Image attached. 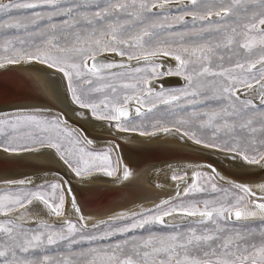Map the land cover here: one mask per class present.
Here are the masks:
<instances>
[{"label":"snow or ice","instance_id":"obj_1","mask_svg":"<svg viewBox=\"0 0 264 264\" xmlns=\"http://www.w3.org/2000/svg\"><path fill=\"white\" fill-rule=\"evenodd\" d=\"M24 64L59 73L92 120L264 170V0H0V69ZM166 77L184 84L166 88ZM83 132L64 113L0 111L4 153L52 149L81 180L133 177ZM202 167L171 170L175 196L92 223L67 178L0 180V264H264V182ZM66 198L76 221L29 219L34 203L63 217Z\"/></svg>","mask_w":264,"mask_h":264},{"label":"bare ground","instance_id":"obj_2","mask_svg":"<svg viewBox=\"0 0 264 264\" xmlns=\"http://www.w3.org/2000/svg\"><path fill=\"white\" fill-rule=\"evenodd\" d=\"M101 59L104 62H110L113 60L119 61L124 58L112 54L109 56H103ZM130 63L135 64V61ZM172 63H174V61H172ZM9 69H12V71H9L12 72L11 75L13 76L12 78L15 82L13 85H10L11 83L7 84L4 79L0 78V94L6 93L9 90L8 88L14 89L15 87L20 88L21 86L26 90L25 92L29 97H36L41 100L40 102L23 101L12 105H6L0 107V111H13L17 107H23L27 109H41L44 110L45 114L51 115H59L60 113H64L66 114L71 127H75L77 129L82 128L84 132L81 133V136L83 137L86 134L87 137L93 141L90 147L96 150H104L105 148L109 147L113 148L114 157H123L124 161L134 172V175L129 180L124 181L118 179V177L115 176L107 177L103 174L96 173L93 174V176L85 177L83 180H81L80 178L75 177L74 174H72L70 170L67 169L63 162L59 160L54 150L40 149L38 151L23 153L20 155H9L0 151V154L6 156L4 158H11L15 160L5 161V159L1 156L0 158H3L4 160L0 161V164L4 169L16 167L17 165H28L29 168L32 167L36 169H28L25 171L16 172H10L8 169L4 172H0V180L31 177L36 180L37 183H41L51 181L61 182L62 177H64L71 180L72 184L88 187V189L95 191L96 193L92 191L89 195L85 193L86 195H82V197H84V200L85 197H88V199L95 198L94 200L96 202H99V199L103 198L105 195V193L100 190H108L106 189L108 187H119L122 184H126L129 188L128 190H130L127 192L130 195L137 193L138 197L140 194V196L143 197L138 198L135 196V201L133 203L130 202V204L127 206L112 208L110 210L130 208L134 204H144L146 206H151L153 202L158 203L161 199L175 196V182L171 181L170 179L172 169L189 171V174H191L192 166L202 165V171H210V169L207 168V165H214L213 163L206 164L192 161L190 159H173L160 163L157 160H152L157 162L150 161V163H148L149 161H146L147 159H152L150 157L164 159L174 158L177 156L176 151L183 150L184 148V150H200L205 151V154H210L213 157L212 160L221 165V168L220 166L217 167L214 165L217 171H219L227 179L249 185H255L264 182V170H261L256 166L243 165L241 162H231L224 159L222 154L216 153L212 150L202 149L199 146L193 145L190 141H181L178 137L172 134H160L155 137H141L137 133L120 132L115 127L106 126L105 122L95 121L88 118L86 115V110L79 109L78 106L71 101L65 82L60 79V74L56 73L53 69H47L46 67L39 64L17 65ZM180 79V77L163 78V86L166 88L178 86L180 84ZM159 86L160 85H158V87ZM78 111L85 113V115H77ZM135 148L136 150H133ZM160 148L164 150H161ZM168 149L177 150H174L175 152L169 153L170 151ZM224 168L230 172L232 171L234 175H237L235 177L238 178L230 177L228 173L224 171ZM118 175L122 176V172ZM220 183L223 184L224 182L221 181ZM72 191L76 194L73 188ZM180 191L183 193V186L181 187ZM77 199H79L78 196ZM30 207L39 209V211L29 214V219L34 221L43 220L45 223H50L51 221L55 222L60 220V223L64 219H70L73 221L78 219V214L71 209L67 198L65 205V215L59 218L57 216L53 217L52 215H49L47 210L38 203H34V205ZM84 214L90 215L94 218L93 220H90L89 223L98 221L99 219H107V216L100 217L97 216V213L93 214L90 211L85 212Z\"/></svg>","mask_w":264,"mask_h":264},{"label":"water","instance_id":"obj_3","mask_svg":"<svg viewBox=\"0 0 264 264\" xmlns=\"http://www.w3.org/2000/svg\"><path fill=\"white\" fill-rule=\"evenodd\" d=\"M9 70L12 71V69H0V78L4 79V81L7 84L11 83L10 85H13V83L15 81L12 78L13 77L11 75L12 72H10ZM180 82L181 81H179V83ZM8 89L9 90L6 93L0 94V107L10 105V104L12 105V104L23 102V101L40 102V100H41V99H38L36 97H31V96L29 97L27 95V93L25 92L26 90L21 86H20V88L15 87L14 89H11V88H8ZM133 150H136V148ZM161 150H164V149H161ZM168 150L170 151L169 153H172V152H175L174 150H177V149H168ZM176 153H177V156L174 158H170V159L165 158L164 159V158L150 157L152 159H147L146 161H149L148 163H150V161H152V160H157L160 163V162L173 160V159H178V160L179 159H190L192 161H197V162L206 163V164L207 163H213L215 166H217V167L220 166V168H221V165L216 163V161L212 160L213 157L210 154H207V153L205 154V151H200V150L199 151L198 150H192L191 151V150H186V149L184 150V148H183V150L176 151ZM1 156L3 158L6 157L5 155L0 154V157ZM3 158L2 159L0 158V161H2L4 159H5V161H9V160L15 161L11 158H4V159ZM157 161H152V162H157ZM8 169L10 170V172L25 171L28 169L36 170L35 168H32V167L29 168L28 165H25V166L17 165L16 167H10ZM8 169H4L3 166L0 164V170H1L0 172H2V171L4 172ZM224 171L227 172L230 177L234 178L235 176H237V175H234L232 173V171L231 172L228 171L226 168H224ZM235 178H238V177H235ZM71 187L75 190V192L79 198L78 200L82 201V202H86L85 207L83 208V212L85 213V212L90 211L93 214L97 213L98 214L97 216H100V217L107 216V215H105V213L109 212L110 209H112V208H120V207L129 205L130 202L133 203L135 201V196L138 197L137 193H133L132 195H130L127 192V191H130V190H128L129 189L128 186L126 184H122L119 187H108V188H106L108 190H100V191H103L105 193V195L103 198L99 199L100 200L99 202H96L94 200L95 198H89L88 199V197H85V200H84L83 199L84 197H82V195H86V194L89 195L93 190L88 189V187H84V186L76 185V184H71ZM93 192H95V191H93ZM140 195H139L140 198L143 197ZM138 198H136V199H138ZM92 201H95V202H92Z\"/></svg>","mask_w":264,"mask_h":264},{"label":"rangeland","instance_id":"obj_4","mask_svg":"<svg viewBox=\"0 0 264 264\" xmlns=\"http://www.w3.org/2000/svg\"><path fill=\"white\" fill-rule=\"evenodd\" d=\"M109 55H112V54H105L104 56H109ZM183 79L181 78L180 79V84L178 85V86H173V87H168V88H177V87H180V86H182L183 84H184V81H182ZM114 123V122H113ZM49 183H53V181H51V182H49ZM53 217H54V215H52ZM59 218V217H58ZM43 221V220H42ZM60 221V220H59ZM59 221H51L49 224H57V222H58V224H59ZM44 222V221H43ZM54 222V223H53ZM61 223V222H60Z\"/></svg>","mask_w":264,"mask_h":264}]
</instances>
